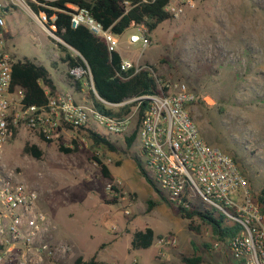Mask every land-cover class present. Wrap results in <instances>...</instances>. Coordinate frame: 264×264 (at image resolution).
Segmentation results:
<instances>
[{"label": "rangeland", "instance_id": "obj_1", "mask_svg": "<svg viewBox=\"0 0 264 264\" xmlns=\"http://www.w3.org/2000/svg\"><path fill=\"white\" fill-rule=\"evenodd\" d=\"M181 16L162 21L146 31L149 43H129L130 34H140L130 25L121 34L119 53L149 64L157 76L184 83L195 95L188 105L201 137L230 154L253 192L264 184V0H193ZM6 49L14 59H29L43 65L59 86L66 64L62 51L46 31L26 12L7 15ZM146 28V27H145ZM99 131L105 133L101 127ZM117 149L91 147L90 140H77L74 151L64 153L59 145L74 147L68 138L45 141L29 134L5 143L0 161L38 193V208L55 225L53 236L71 248V261L95 255L101 263L184 264L183 255L193 253V243L202 256L199 264H238L225 247L214 248L210 228L200 233L187 227L175 206L140 174L135 158L143 162L137 141L128 146L126 135L107 134ZM56 139V138H54ZM37 144L40 159L23 152ZM96 154L108 167L104 177L91 159ZM120 180L119 192L107 185ZM156 185V184H155ZM119 196L117 202L113 198ZM155 205L146 210L147 200ZM198 208L209 205L195 199ZM128 208L129 214L124 210ZM116 226V230L111 229ZM150 226L155 233L151 246L133 249L131 234ZM173 233L176 244L161 248L157 236ZM211 244L210 249L203 243Z\"/></svg>", "mask_w": 264, "mask_h": 264}, {"label": "built area", "instance_id": "obj_2", "mask_svg": "<svg viewBox=\"0 0 264 264\" xmlns=\"http://www.w3.org/2000/svg\"><path fill=\"white\" fill-rule=\"evenodd\" d=\"M53 1L0 0V154L5 143L26 134L42 140L61 137L87 143L85 136L77 135V129L88 127L103 135L126 136L135 131L133 144L137 141L143 156V162L139 161L141 168L162 196L175 207L186 208H198L195 199H200L212 208L207 209L222 215L228 225L237 227L225 242L215 240L212 246L225 247L239 264H264V204L258 199L259 192L251 190L233 157L201 137L188 109L195 100L194 93L182 82L157 76L147 63L121 57L119 71L124 73L123 78L129 77L131 69L134 73L147 70L159 92L120 102L102 99L94 88L86 61L54 33L56 15H48L45 9L68 13L72 28L84 26L105 41L109 52L119 53V40L88 9L66 4L72 10L65 11L55 8L51 4ZM153 1L137 0L135 4ZM185 6L193 7V0H167L164 10L176 18L183 14ZM16 10L29 14L46 31L48 38L62 51V62L65 48L84 63L70 66L64 62L66 71L59 76L62 86L54 90L39 79L47 99L42 105L27 104L24 90L12 83L11 67L18 59H14L5 47L6 17ZM132 25L140 34H130L128 42L141 41L145 48L149 43L145 25ZM94 98L115 112L125 106H129V110L105 114L94 106ZM99 127L105 133L99 131ZM120 184L121 181L116 180L107 188L116 194ZM37 201L36 190L0 161V264H73L70 246L54 238L56 227L39 210ZM129 212L128 208L124 210L125 214ZM111 229L116 230V226L111 225ZM176 241L173 233L157 237L159 252ZM130 264H137V260L134 258Z\"/></svg>", "mask_w": 264, "mask_h": 264}, {"label": "trees", "instance_id": "obj_3", "mask_svg": "<svg viewBox=\"0 0 264 264\" xmlns=\"http://www.w3.org/2000/svg\"><path fill=\"white\" fill-rule=\"evenodd\" d=\"M125 1H128L126 4ZM137 0H55L51 4L57 9L71 11L66 4H71L77 7L88 9L90 14L98 20L106 29L109 28L112 33L119 35L132 23H143L147 31H151L157 27L162 21L169 19L171 16L164 10L167 0H154L149 3H138ZM48 15L55 13L54 33L63 39L67 44L76 49L86 61L92 74L94 88L97 94L104 100L109 102H120L126 98H131L141 94L158 93L154 78L149 75L147 70H142L134 73L129 70L128 78H123L119 71L121 56L117 51L109 52L105 41L93 35L84 26L72 28L69 24L70 15L66 12L45 9ZM64 62L70 66L84 65L79 58H74L71 52L64 48V55L61 57ZM153 67V66H152ZM154 68V67H153ZM119 73V74H118ZM12 83L20 86L24 90V101L27 104L42 105L46 102L43 87L38 83L42 80L51 90L55 89V84L47 69L40 64H36L29 59H18L12 63L11 67ZM94 106L105 114H120L129 110V106H125L119 112H115L111 108L104 106L94 98ZM78 136H85L90 140L91 147L104 146L110 151L117 149L116 145L109 139L108 136L99 132L93 131L88 127H81L76 130ZM44 139L45 141L59 140ZM135 139V131L129 136H125L124 140L128 146ZM74 147H66L59 145V150L64 153L72 152L77 147V140L72 139ZM23 152L36 159H40L43 155L42 149L37 144L26 143L23 146ZM91 159L99 166L101 174L111 179V174L108 167L101 159L92 154ZM136 166L140 174L153 187V190L160 194L161 198L168 202L162 196L159 189L148 179L143 172L140 162L135 158ZM259 201L264 204V184L259 190ZM119 196H114L113 202H117ZM155 205L152 200H147L146 210L150 211ZM178 215L187 221V227L197 233H200L201 226L206 225L210 228L211 235L215 240L225 242L232 236L237 227L228 225L224 217L217 214L214 210L200 209L196 207L186 208L182 206L176 207ZM155 233L150 226H145L143 229L135 230L131 234L130 246L133 249L147 248L152 245ZM203 247L210 249L211 244L204 242ZM198 247L193 243V253L190 256L183 255L181 262L184 264H199L202 262V256L197 253ZM101 262L93 255L89 259H83L81 256L76 257L73 264H100ZM238 263V262H237ZM239 264V263H238Z\"/></svg>", "mask_w": 264, "mask_h": 264}, {"label": "crops", "instance_id": "obj_4", "mask_svg": "<svg viewBox=\"0 0 264 264\" xmlns=\"http://www.w3.org/2000/svg\"><path fill=\"white\" fill-rule=\"evenodd\" d=\"M132 25V24H131ZM128 40V39H127ZM120 51V50H119ZM120 56L121 57H123L121 54H120ZM123 58H125V57H123ZM127 59H130V58H127ZM140 59V58H139ZM139 59H135V60H132V59H130V60H132V61H138V62H140V60ZM141 63H144V62H141ZM54 81V80H53ZM54 83H55V81H54ZM55 85H56V87H59V85L57 84V83H55ZM159 236H161V235H159ZM159 236H157V237H159ZM97 259V258H96ZM97 260H99V259H97Z\"/></svg>", "mask_w": 264, "mask_h": 264}]
</instances>
